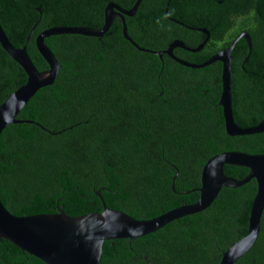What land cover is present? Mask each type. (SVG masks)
Returning a JSON list of instances; mask_svg holds the SVG:
<instances>
[{
    "label": "trees",
    "instance_id": "trees-1",
    "mask_svg": "<svg viewBox=\"0 0 264 264\" xmlns=\"http://www.w3.org/2000/svg\"><path fill=\"white\" fill-rule=\"evenodd\" d=\"M108 1L123 8H129L134 2L0 0V26L15 47L24 43L33 26L25 50L36 69L42 70L46 64L35 49L34 36L55 25H81L97 30L102 25L103 7ZM189 1L192 5L188 4V8L201 11L206 17L217 10L216 0ZM224 1L239 15L238 30L243 29L250 38L248 60L230 79L236 105L232 117L238 126L246 127L264 118V0ZM161 8L160 1L140 0L134 14L124 17L127 34L134 41H140V45L152 47L153 36L159 31L146 32L157 27L162 31L163 26L150 27L146 23L158 16ZM178 9L173 11L179 12ZM202 18L209 26V20ZM120 27L115 17L101 37L63 33L43 39L58 61L56 75L51 84L38 88L15 115L16 119L34 122L9 123L0 131V202L9 213L21 216L61 210L75 216L100 211L101 201L94 193L98 190L107 207L136 219H146L194 202L198 197L196 188L200 184L201 166L211 155L228 150L264 152V132L228 136L220 110L210 119L187 116L188 103L180 90L175 91V95H180L179 102H174L178 106L174 113L178 120L172 119L170 135H161L164 141L156 136L157 128H152L149 118L139 119L141 124L130 119L136 129L128 125L127 129V115L134 110L133 99L155 94V78L161 63L153 54L132 47L122 38ZM245 51V42L238 40L233 52L239 64ZM167 64L165 59L160 76ZM171 64L174 66L171 84L183 85L175 76L184 68ZM25 77L22 68L0 46V103ZM106 91L107 95L117 97L110 102L107 112ZM198 110L201 109L198 107ZM107 113H110L107 122L116 125L106 126ZM190 114H196L193 108ZM35 122L49 131L72 126L50 134ZM129 135L137 137L130 140ZM160 146L164 147L162 152ZM165 159L173 162L176 170L168 169ZM108 164L125 171V179L115 183L109 180ZM222 169L224 174L236 179L247 172L245 167L237 165L225 164ZM173 173L176 175L171 189ZM255 190L253 179L236 188L221 187L205 209L165 224L158 248L163 254L174 249L177 240L171 234L172 224L177 223V232L182 236L185 230L178 229L189 226L193 241L190 251L184 255L189 264H206V258L216 246L223 247L246 232ZM155 233L139 240L150 241ZM111 251L106 244V252ZM0 264L45 263L0 239ZM233 264H264V207L253 245Z\"/></svg>",
    "mask_w": 264,
    "mask_h": 264
},
{
    "label": "water",
    "instance_id": "water-1",
    "mask_svg": "<svg viewBox=\"0 0 264 264\" xmlns=\"http://www.w3.org/2000/svg\"><path fill=\"white\" fill-rule=\"evenodd\" d=\"M139 2L140 0H134L129 8H123L112 1H108L103 7L102 25L97 30L81 25H55L39 31L34 36V46L46 64V68L42 70L36 69L25 50L33 26L20 47H15L9 42L0 26L1 48L22 68L26 76L25 81L8 93L0 103V131L9 123L34 122L16 119L15 115L38 88L51 84L56 75L59 64L52 51L44 43L45 37L63 33L101 37L112 20L118 17L122 37L138 50H146L138 47L127 36L123 20L124 15H133ZM238 39H243L248 50L250 49L249 35L240 31L227 47L199 64H188L185 61L175 59L177 62L190 67H202L215 60L220 61L221 89L217 105L220 106L224 132L228 136L264 132V118L254 125L240 127L232 117L229 56L233 44ZM172 44L181 46V42ZM150 52L159 55L158 52ZM35 123L50 134L59 133L72 126L57 131H49L37 122ZM225 164L243 166L248 171L241 178L236 179L224 174L222 168ZM174 176L175 174L171 176V189H173ZM249 179L255 181L256 190L248 212L246 232L226 248L219 262V264H231L250 248L259 231V220L264 207V152L246 153L228 150L211 155L201 166L200 184L196 188L198 197L194 202L178 205L146 219H136L121 210L107 207L102 202L98 190H95L94 193L101 201V210L75 216L67 215L61 210L54 213L17 216L9 213L0 202V239L9 241L21 252L34 256L45 264H97L103 241L120 238L131 240L152 233L172 220L205 209L221 187L236 188ZM186 192L182 191V193Z\"/></svg>",
    "mask_w": 264,
    "mask_h": 264
},
{
    "label": "flooded vegetation",
    "instance_id": "flooded-vegetation-1",
    "mask_svg": "<svg viewBox=\"0 0 264 264\" xmlns=\"http://www.w3.org/2000/svg\"><path fill=\"white\" fill-rule=\"evenodd\" d=\"M156 1L162 2V10L159 12L158 16L152 17L151 19L149 18L146 26L151 27L156 24H161L163 26V30L160 31L157 27L150 28V30L146 32L148 34H151L153 33V31H159L153 36V46H142L139 44L140 41H134L131 35L127 34V36L133 42H135L138 47L146 49L138 50L128 40H125L138 51L149 52L156 56L158 61L161 63L159 71L163 70L165 59L166 61H168V64L166 66V69L162 73V76H160L159 71L156 74L155 82L157 85L154 87L156 91L155 94L151 96L135 97L133 99L135 100L133 103V111L135 112L131 111V113L129 112V114L127 115L129 117V121L126 122V127L127 129H129L128 126H132L133 130L136 129V124H134L130 119H135L139 124H141L142 122L139 121V119H141L142 117H144L145 119L149 118V123H151L152 127L154 129L157 128V131H155L156 136L164 141L161 135H170L172 119H177L174 116V113L176 109L178 110V106L176 107L174 102H176L180 95H175L176 90H180V94L183 95L184 99L188 103L189 112L187 116H190L192 118L202 117L203 119H210L212 118V116L217 115L218 111L220 110V106L217 105V99L221 89L220 61L215 60L202 67H190L177 62L175 59L185 61L188 64H199L208 59L211 55L227 47L240 31H245L243 29L238 30L237 20L239 19V15H237V13L233 11L232 6L228 3V1L216 0L217 10L207 17L201 11H196L192 8H188L190 5L188 7L187 5L191 3V1L189 0ZM178 3H180L181 5L178 6ZM179 7V12L173 11L174 8L177 9ZM202 16H204L205 19L209 20V26L205 24ZM124 17L125 15L123 16V20ZM174 31H177V33ZM175 34H178V36H176ZM212 34H214V36L211 37ZM238 40L244 41L243 39ZM238 40L235 41L230 50L229 81L231 79V76H233L234 73L237 72L238 68L241 70L243 69V64L248 60V56L250 53V49L248 50L246 46L247 51H245L246 53H241V62L239 64L237 56L233 52L234 46L238 42ZM174 42H181V46L172 44ZM142 43L147 45L146 41H143ZM150 51L158 52L159 55H156ZM171 63L177 64L179 66L181 65L184 68L182 72H179L175 76L179 81L183 83V85H177L175 87L173 84H171V69L174 68L173 64ZM201 83L207 85H202ZM107 92L108 91H106V104L108 106V110L106 109V112L110 110V102L116 100L117 98L115 96L107 95ZM230 94L231 110L233 115L234 112H236V105L233 99V90H231V84ZM197 101L199 106L197 105ZM177 102L179 101L177 100ZM124 103H127L126 98ZM197 106L201 110H198ZM191 108H193V111L196 113L193 116L190 114ZM181 109H183V107ZM109 116L110 113H107L106 126L110 127L112 125H116L111 121L107 122ZM136 137V135H129L128 138L132 140ZM159 149L162 152V150H164V147L160 146ZM164 162L168 169L176 170L177 167L173 162H170L166 159ZM108 167L109 168L106 171V173L108 172V179L114 183L120 179H125V177L127 176L126 172L119 170L118 166L113 167V165L108 164ZM173 174L176 175V173ZM106 191H110L109 188H106ZM112 197H116V193L114 190H112ZM125 199L130 200L129 197H126ZM177 220L178 219L172 221ZM172 225L174 230L171 232V234L174 236V240H177V242L174 245V249H170L167 254H163V250L158 248L160 237L162 236V226L161 228H159L161 230L157 229L156 231L152 232V234L155 232L156 233L153 237H151L150 241L144 242V238L139 240L143 236L133 238L131 240L127 238H120L103 241L100 257L97 264H189L187 256L184 255V253L186 254L190 251L189 246L192 245L193 241L191 239L189 226H186L184 229H178V231L185 230L184 236H182L177 232V223H174ZM232 242L233 241L228 242L223 247L216 246V249L212 252V255L206 258V260H208L206 261V264H219L222 253ZM106 244L112 249L111 253L106 252ZM231 264H233V262Z\"/></svg>",
    "mask_w": 264,
    "mask_h": 264
},
{
    "label": "bare ground",
    "instance_id": "bare-ground-1",
    "mask_svg": "<svg viewBox=\"0 0 264 264\" xmlns=\"http://www.w3.org/2000/svg\"><path fill=\"white\" fill-rule=\"evenodd\" d=\"M5 98V97H4ZM153 128V127H152ZM57 178V177H56Z\"/></svg>",
    "mask_w": 264,
    "mask_h": 264
}]
</instances>
